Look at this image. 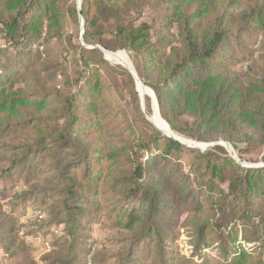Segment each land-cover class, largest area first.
I'll use <instances>...</instances> for the list:
<instances>
[{
    "label": "trees",
    "instance_id": "obj_1",
    "mask_svg": "<svg viewBox=\"0 0 264 264\" xmlns=\"http://www.w3.org/2000/svg\"><path fill=\"white\" fill-rule=\"evenodd\" d=\"M156 1L160 11L154 21L162 22L159 32L164 37L154 41L153 28L149 24L128 22L119 25L112 41L107 42L98 33L99 9L103 4L120 13L131 2L143 3L138 8L143 6L145 9L150 1L83 0L80 11L79 7L66 9L67 0H0V53L14 52V65L12 59L0 58V140L31 129L35 136H39L36 156H54L61 150V146L47 143L44 137L53 120L48 123L43 120L19 121L29 110H46L48 99L28 97L15 86L29 74L25 70L33 65L32 48L35 46L41 56H45L44 41L62 40L66 20L78 21L80 13L85 21L84 44L69 41L67 45L79 55L81 69L73 82L75 91L66 97L64 112L57 122L65 120L59 144L74 145L82 157L74 167V174L82 170L84 184L75 182L73 177H57L53 179L56 185H66L67 192L78 203L79 192L86 188L89 195L95 197L99 194V184L109 177L115 186L121 188L120 194L129 200H138L140 207L148 213L146 224L136 240V252L142 251L145 259L153 254V264H195L190 259L179 258L165 246L161 206L169 201L163 197L165 190L162 188L167 178L154 174V166L162 161L170 167L173 174L169 180L179 187L183 200L196 201L199 195H205L214 208L216 238L206 240V228H202L200 242L195 248L206 253L215 243L219 251L216 257L219 260L224 258V261L202 257L201 263L196 262L264 264V217L257 214L258 206L255 205L256 202L264 203V165L243 163L245 160L240 152H236L240 150L239 143L234 138V134L241 133V130H250L248 133L252 132L253 138L264 146V80L241 81L233 77L224 70L222 57L229 37L238 41L244 34L252 36L264 31V0ZM231 8L238 13H231ZM171 31L179 39L176 43L165 37ZM261 40L262 35H259L255 48ZM95 44L108 52L125 50L133 55L134 60L141 61L143 70L137 67L136 72L145 86L155 92L160 115L175 135L198 142L223 138L233 146L240 162L224 146L215 145L202 152L155 128L146 119L151 114L150 99L146 98L144 111L129 70L112 65L100 49L88 48ZM163 48L169 49V53ZM244 67L249 66L243 62ZM121 86L128 90L140 119L153 133L149 135L140 126L136 128L130 124L139 144L107 152L106 147L101 146L102 132L108 126L104 120L110 116L116 118L113 122L116 124L119 112L124 110L116 98ZM88 129L100 136L97 141L100 144L92 152L90 147L81 144L78 135L70 133L71 130ZM184 151L194 152L197 161L190 165V173L181 175V154ZM29 154L17 161L21 171L31 158ZM69 156L66 154L63 158ZM105 162L110 164L107 174L103 168ZM123 164L128 167L126 171L119 170ZM57 168L58 165L55 170ZM176 174H180L178 179H174ZM197 204L201 207V201ZM134 214H129L131 227L137 220ZM70 220L73 226L77 224L76 220ZM68 230L69 236H73L72 230ZM246 244L253 247L247 248ZM8 250L12 253L15 249L9 247Z\"/></svg>",
    "mask_w": 264,
    "mask_h": 264
},
{
    "label": "rangeland",
    "instance_id": "obj_2",
    "mask_svg": "<svg viewBox=\"0 0 264 264\" xmlns=\"http://www.w3.org/2000/svg\"><path fill=\"white\" fill-rule=\"evenodd\" d=\"M149 1L145 9L143 6L141 9L138 8V5L143 3L131 2L124 7L126 10L120 13L103 4L99 9L98 18V33L103 40L112 41L116 28L128 22L137 25L143 22L149 24L153 28L154 41L164 37L159 32L162 22L154 21L160 11L157 8V1ZM79 2L80 0H67L64 7L66 9L79 7ZM249 3L247 1V4ZM82 5L83 0H81V7ZM230 10L231 13H238L233 8ZM84 32L85 21L80 13L78 21L70 18L66 20L62 40L44 41L47 52L45 56H41L35 46L32 48L33 65L25 70L29 74L24 75L15 86L28 97L39 96L48 99L49 104L46 110H29L19 118V121L43 120L48 123L53 120L48 130L49 133L44 137L47 143L61 146V150L60 154L58 152L54 156H36L39 136H35L31 129L0 140V264H153L154 262L153 254L151 258L145 259L143 252H136L135 249L136 240L148 218V213L140 207L138 200H129L120 194L121 188L115 186L108 177L99 184L97 196L89 195V191L85 188L84 191L79 192L81 198L77 203L67 192L66 185L57 186L53 180L57 177L67 179L73 177L75 182L84 184L82 170H77L74 174V167L80 163L82 157L74 145L59 144L62 141L65 120L57 122L64 112L66 97L75 91L73 82L79 77L81 69L79 55L72 51L67 43L73 41L77 45L80 43L83 45ZM259 35H262V40L255 48L254 44ZM165 37L175 43L179 40L174 31ZM95 46L100 45L95 44ZM95 46L90 45L88 48L92 49ZM225 49L222 56L225 62L224 70L241 81L264 80V31L252 36L244 34L239 37L238 41L229 37ZM163 51L169 53L167 48H163ZM119 52L127 55L136 71L137 67L143 70L141 61L137 58L134 60L132 54L125 50H119L115 54ZM12 53H14L12 50L1 52L0 58L5 61L12 59ZM107 59L112 65H124L119 55L114 58L107 57ZM243 62L249 67L243 68ZM11 63L14 65L13 59ZM140 95L142 92L138 93L141 104ZM116 98L124 110L119 112L116 124H113L116 118L112 119L109 116L104 120L108 126L102 132L101 146L106 147L107 152L139 144L138 140H135L136 135L129 126L130 124L136 128L140 126L149 135L153 133V130L140 119L136 104L131 100L125 86H121L116 93ZM148 98L151 101L152 115H148L146 119L149 120L150 117L153 120L157 110L153 100ZM149 122L155 127L150 120ZM249 131L241 130V133L234 134L240 149L236 152H240L245 164L264 165V146L253 138L252 132L248 133ZM70 133L78 135L81 144L83 142L90 147L91 152L100 144L97 142L100 136L89 129L86 131L71 130ZM30 136L32 140L27 139ZM179 136L199 145H218L223 141L226 142L223 138L219 141L198 142L183 135ZM189 148L202 152L210 149ZM26 153H30L31 158L27 160L25 168L21 171V166L17 161ZM66 154L70 156L64 159L63 156ZM181 156L183 165L180 173L181 175L182 173L188 174L190 165L197 161V155L194 152L184 151ZM34 157L36 158L33 159ZM120 159L123 161V158ZM57 165L59 168L55 170ZM109 165L107 162L103 165L106 174L107 170H110ZM127 169V165L123 164L119 170L126 171ZM154 169L155 175H164L167 178L162 188L165 190L163 197L169 201L161 206L164 214L161 231L166 237V248L179 258L190 259L195 264L201 263L202 257L223 263L224 258L219 260L216 257L219 251L215 243L206 253L195 248L200 242L199 233L202 228H206V240L216 238L217 234L215 228L217 217L214 218V208H211L205 195H199V200L196 201L183 200L178 192L179 187L177 188L173 180H169L171 179L170 174H173L170 167L160 161ZM179 177L180 174H176L174 179ZM198 201H201V207L197 204ZM255 205L258 206L257 214L264 217V203L256 202ZM131 212L135 213L137 218L133 227L129 226ZM70 219L76 220L77 224L73 226ZM69 228L73 236H69ZM9 247L15 249L14 253H10ZM246 247L251 249L253 246L246 244ZM193 256L194 259H192Z\"/></svg>",
    "mask_w": 264,
    "mask_h": 264
},
{
    "label": "water",
    "instance_id": "obj_3",
    "mask_svg": "<svg viewBox=\"0 0 264 264\" xmlns=\"http://www.w3.org/2000/svg\"><path fill=\"white\" fill-rule=\"evenodd\" d=\"M79 10L81 11V0H80V2H79ZM94 48H98V49H100V50L104 53V55H105L106 58H107V55H108V54H112V55L115 54V53H113V52H108V51L104 50L101 46H95ZM107 60H108V59H107ZM123 66H124V65H123ZM124 67H126V66H124ZM126 68L129 70V72L131 73V75H132V76L134 77V79H135L136 86H137V91L139 92V90H138V83H140V84L144 87V89H147V86H145V84L140 80V78H139V76H138V74H137L135 68H134L133 66H131V67H126ZM150 91H151L152 95H147V94H146V95H140V98H141V104H142L143 110L145 111V98H146V96H148V97H150V98L153 100V103H154V105H155V107H156V109H157V111H158V113H159V116L161 117V115H160V111H159L158 101H157V98H156V94H155V92H154L151 88H150ZM161 119L163 120L162 117H161ZM149 120L155 125V127H156L157 129H159L160 131L164 132V133H165L166 135H168L169 137H173L174 139L181 141L183 144H186V145H188L189 147H199V148H202V149H207V148H210V147H212V146L215 145V144H209V145L203 144V145H199V144H196V143H194V142H192V141L185 140V139H183V138H181V137L175 135L174 132L171 130L169 124H168L165 120H163V121H164V123L168 126V130H164V129H161L160 127H158V126L152 121L151 118H149ZM218 145L224 146V147L230 152V154L240 162V160L238 159V156H237V154H236V152H235L233 146H232L230 143H228V142H224V141H223V142H221V143H218Z\"/></svg>",
    "mask_w": 264,
    "mask_h": 264
},
{
    "label": "bare ground",
    "instance_id": "obj_4",
    "mask_svg": "<svg viewBox=\"0 0 264 264\" xmlns=\"http://www.w3.org/2000/svg\"><path fill=\"white\" fill-rule=\"evenodd\" d=\"M119 55V57H120V59L124 62V65L126 66V67H131V66H133L132 65V62L130 61V59L127 57V55L124 53V52H119V53H117V54H114V55H112V54H108L107 55V57L109 58V57H111V58H114V57H117ZM141 88H143V89H141ZM138 90H139V92H142V95H145V94H149V92H150V94L149 95H152V93H151V91H150V89L147 87V89L145 90L144 89V87L140 84V83H138ZM147 90H149V92L147 91ZM157 110V109H156ZM158 112V111H157ZM157 112L155 113V115H154V118H153V122L158 126V127H160L161 129H164V130H168V126L164 123V121L161 119V117L159 116V113L157 114Z\"/></svg>",
    "mask_w": 264,
    "mask_h": 264
}]
</instances>
